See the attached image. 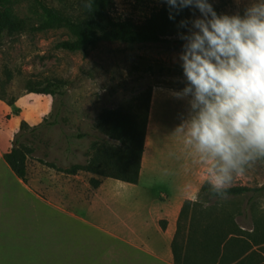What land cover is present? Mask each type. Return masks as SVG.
<instances>
[{"label": "rangeland", "instance_id": "obj_1", "mask_svg": "<svg viewBox=\"0 0 264 264\" xmlns=\"http://www.w3.org/2000/svg\"><path fill=\"white\" fill-rule=\"evenodd\" d=\"M41 1L59 5V0H19L14 11L27 22L26 30L0 35L1 101L12 103V114L22 115L27 108L30 127L22 140L35 148L28 158V185L35 194L0 166V228L11 238L6 242L8 250L0 249V264H174L161 255V250L167 251L166 243L150 226V207L177 200L191 178L189 194L199 200L202 184L211 181L212 161L185 142L184 132L177 131L194 114L192 96L184 94L181 56L195 31L193 21L201 17L199 9L195 3L189 6L192 17L186 31L168 42L103 41L86 52H71L56 48L57 42L72 37L68 30L31 31L43 19ZM163 1L115 0L113 13L143 22ZM251 2L207 0L218 14L229 15H243ZM49 78L66 82L63 97L28 93V82ZM149 87L152 98L156 92L145 155L152 167L142 173L138 184L107 180L87 171L70 176L40 162L61 167L86 164L101 111L129 107ZM34 108L41 109L36 113ZM60 108V123L50 125L54 120L50 113ZM72 133L90 136L68 150L66 137ZM232 176L231 186H264V159L249 162L242 173L233 171ZM92 177L101 179L100 187L91 186ZM202 204L231 212L233 217L225 216L226 223L234 221L245 230L254 219L264 220V191ZM129 225L140 231V239L128 231Z\"/></svg>", "mask_w": 264, "mask_h": 264}, {"label": "trees", "instance_id": "obj_2", "mask_svg": "<svg viewBox=\"0 0 264 264\" xmlns=\"http://www.w3.org/2000/svg\"><path fill=\"white\" fill-rule=\"evenodd\" d=\"M18 1L0 0V35L14 36L26 30L27 22L14 11ZM40 5L43 19L33 25L31 31L68 30L72 37L57 42L56 48L71 52H86L103 41L127 44L168 42L170 37L184 34L192 17L190 7L173 6L168 0H164L161 7L143 22L114 15L115 0H59V5L41 1ZM65 85L64 80L49 78L28 82L27 90L28 93L51 95L57 99L66 94L63 90ZM152 94L153 89L149 87L135 104L101 111L95 125L98 133L91 135V150L86 164L61 167L44 160L40 162L70 176L87 171L100 177L138 184L146 150ZM0 100H4L3 96ZM61 113V108L50 113L54 117L50 125L60 123ZM29 127L27 121H22L10 152L4 154V160L14 174L26 183L29 179L28 158L35 152L33 146L22 140ZM67 136L65 144L69 150L90 135L72 133ZM101 183L100 178L90 179L94 188L100 187ZM262 191L264 186L234 185L228 189L226 198L249 193L255 195ZM199 197L195 203L192 199L185 200L179 213L171 242L174 264H264V254L258 250L264 252V220L254 219L249 230L234 221L227 224L225 216L232 218L231 212L218 208L216 204L207 207L202 204L226 199L210 180L202 184ZM208 215L215 217L209 219ZM167 225L166 220L160 221L162 229L165 230Z\"/></svg>", "mask_w": 264, "mask_h": 264}, {"label": "clouds", "instance_id": "obj_3", "mask_svg": "<svg viewBox=\"0 0 264 264\" xmlns=\"http://www.w3.org/2000/svg\"><path fill=\"white\" fill-rule=\"evenodd\" d=\"M168 2L201 13L181 56L194 114L177 131L212 161L211 182L226 198L233 171L264 159V0L243 15L218 14L207 0Z\"/></svg>", "mask_w": 264, "mask_h": 264}, {"label": "crops", "instance_id": "obj_4", "mask_svg": "<svg viewBox=\"0 0 264 264\" xmlns=\"http://www.w3.org/2000/svg\"><path fill=\"white\" fill-rule=\"evenodd\" d=\"M155 95H156V92H155ZM155 95L152 98V101H151L152 104L154 103ZM35 96H42V95L34 94V97ZM48 96H50V95H44V97H46V98ZM20 103L21 102H18V106L21 105ZM49 106H50L49 104H47V106H45V113L46 114H48L50 111ZM39 109H41V108H34L33 111H35L36 113H39L38 112ZM26 110H27V108L24 107V111H22V113H23L22 115L12 114L11 106L6 104L4 101L0 100V166L3 167L7 172L12 173L13 177H16L14 179L19 184H21L22 187H24L28 191H31L33 194H35L34 191L28 185L29 179H28V182L26 183L22 179L18 178L14 174V172L11 170L9 165L6 163V161L4 160V154L10 152V150L12 148V141L14 139L15 133L19 130L22 121L23 120L30 121L29 120V114H26L27 112H25ZM152 112H153V107H152L151 113H150L151 119H152V116H151ZM45 113L43 115H46ZM34 123H37V120ZM147 138H148V134H147ZM146 142L148 143V140H146ZM146 150H145L144 157H143L141 175L144 171H146L147 168L150 169L152 167V163H149V161L147 163V167H145L144 161H145ZM149 169H147V170H149ZM194 175L195 174H193V176ZM106 179L109 180L112 178H106ZM140 179H141V176H140ZM191 179L189 181H187L186 184H184L185 191L182 193V195L177 200H175V201H163V202H160V203L155 204L154 206L150 207L151 208V211H150L151 217L149 220L150 226H152V229L157 234H159L160 237H162L165 240V243H166L165 246L167 248V251H165V249L161 250L162 251L161 255H162V257H164L166 259V262H168V263H170L171 261H173V263H174L172 250H171V242H172L174 233L176 231V225H177L179 213L181 211V208H182L185 200L192 199V196L189 194V192H190L189 188L192 187ZM106 184H107V182H106ZM48 205H50V204H48ZM161 220H166L168 222L167 228L165 230L162 229V227L160 226ZM126 228L128 229V231L131 234L139 235V236H137L138 237L137 239H140V231H138L134 227H131L130 225ZM8 239H10V241H11V238H8L6 233H4V230L2 228H0V249L1 250H3L4 248L6 250H8L9 244L6 243L8 241ZM170 251H171V253H170Z\"/></svg>", "mask_w": 264, "mask_h": 264}, {"label": "bare ground", "instance_id": "obj_5", "mask_svg": "<svg viewBox=\"0 0 264 264\" xmlns=\"http://www.w3.org/2000/svg\"><path fill=\"white\" fill-rule=\"evenodd\" d=\"M159 102V101H158ZM183 109H185L184 107H183ZM181 110V109H180ZM185 114V113H184ZM184 117V116H183ZM157 130V129H156ZM162 136V135H161ZM149 140V139H148ZM157 140V139H156ZM150 141V140H149ZM153 142H155V141H153ZM156 143V142H155ZM149 145H150V143H148ZM153 145V144H152ZM152 147V146H151ZM151 149V148H150ZM149 160V159H148ZM150 160H151V158H150ZM145 163V167H147V163H148V161H147V159H145V161H144Z\"/></svg>", "mask_w": 264, "mask_h": 264}]
</instances>
